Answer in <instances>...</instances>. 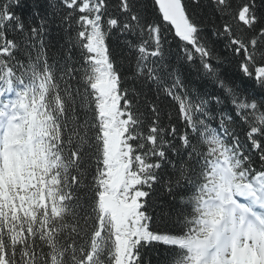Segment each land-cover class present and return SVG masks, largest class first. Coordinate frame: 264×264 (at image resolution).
I'll return each mask as SVG.
<instances>
[{"label":"snow or ice","instance_id":"1","mask_svg":"<svg viewBox=\"0 0 264 264\" xmlns=\"http://www.w3.org/2000/svg\"><path fill=\"white\" fill-rule=\"evenodd\" d=\"M0 264H264V0H0Z\"/></svg>","mask_w":264,"mask_h":264}]
</instances>
